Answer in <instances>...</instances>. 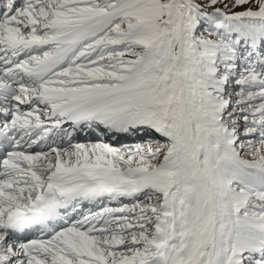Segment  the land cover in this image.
Masks as SVG:
<instances>
[{"label": "snow or ice", "instance_id": "obj_1", "mask_svg": "<svg viewBox=\"0 0 264 264\" xmlns=\"http://www.w3.org/2000/svg\"><path fill=\"white\" fill-rule=\"evenodd\" d=\"M0 264H264V0H0Z\"/></svg>", "mask_w": 264, "mask_h": 264}, {"label": "bare ground", "instance_id": "obj_2", "mask_svg": "<svg viewBox=\"0 0 264 264\" xmlns=\"http://www.w3.org/2000/svg\"><path fill=\"white\" fill-rule=\"evenodd\" d=\"M91 136H95V135H91ZM88 137V138H84V137H81V140L83 141V140H85V139H88V140H91L92 139V137ZM96 137V136H95ZM107 138V137H106ZM108 139V138H107ZM113 144H115V141H111Z\"/></svg>", "mask_w": 264, "mask_h": 264}, {"label": "rangeland", "instance_id": "obj_3", "mask_svg": "<svg viewBox=\"0 0 264 264\" xmlns=\"http://www.w3.org/2000/svg\"><path fill=\"white\" fill-rule=\"evenodd\" d=\"M91 137H92L91 141H96L97 140V137H95V136H91ZM104 139H107V138L105 137Z\"/></svg>", "mask_w": 264, "mask_h": 264}]
</instances>
